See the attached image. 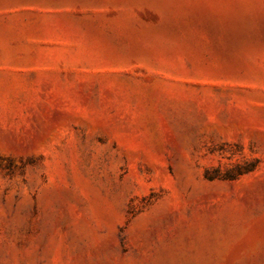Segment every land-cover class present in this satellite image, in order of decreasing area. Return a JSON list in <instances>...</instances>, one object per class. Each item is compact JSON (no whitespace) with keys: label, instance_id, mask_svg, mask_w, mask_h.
I'll list each match as a JSON object with an SVG mask.
<instances>
[{"label":"rangeland","instance_id":"rangeland-1","mask_svg":"<svg viewBox=\"0 0 264 264\" xmlns=\"http://www.w3.org/2000/svg\"><path fill=\"white\" fill-rule=\"evenodd\" d=\"M0 264H264V0H0Z\"/></svg>","mask_w":264,"mask_h":264},{"label":"trees","instance_id":"trees-1","mask_svg":"<svg viewBox=\"0 0 264 264\" xmlns=\"http://www.w3.org/2000/svg\"><path fill=\"white\" fill-rule=\"evenodd\" d=\"M230 178H234V177H230Z\"/></svg>","mask_w":264,"mask_h":264}]
</instances>
